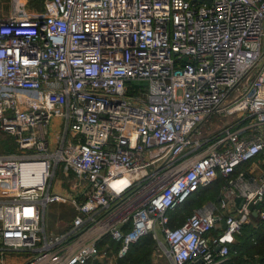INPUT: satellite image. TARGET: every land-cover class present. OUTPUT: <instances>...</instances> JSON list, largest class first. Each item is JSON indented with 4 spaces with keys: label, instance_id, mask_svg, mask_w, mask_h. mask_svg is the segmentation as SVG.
Returning a JSON list of instances; mask_svg holds the SVG:
<instances>
[{
    "label": "built area",
    "instance_id": "2783aa9c",
    "mask_svg": "<svg viewBox=\"0 0 264 264\" xmlns=\"http://www.w3.org/2000/svg\"><path fill=\"white\" fill-rule=\"evenodd\" d=\"M217 115L233 121L212 130ZM0 133L16 145L0 154V264H88L107 235L118 258L152 235L162 264L227 263L264 220V0H45L0 16ZM219 177L217 202L170 227ZM57 202L75 215L49 231Z\"/></svg>",
    "mask_w": 264,
    "mask_h": 264
},
{
    "label": "trees",
    "instance_id": "16d2710c",
    "mask_svg": "<svg viewBox=\"0 0 264 264\" xmlns=\"http://www.w3.org/2000/svg\"><path fill=\"white\" fill-rule=\"evenodd\" d=\"M30 3L42 7L45 0H32ZM223 182V178L219 177L213 184L200 188L178 208L170 211L168 213L169 226H181L193 214L195 209L206 202H217ZM254 222L255 225L249 224L243 227L242 233L236 238V243L230 246V260L225 264H245L251 262L245 258L249 256L254 258V255L259 258L258 264H264V220L254 217ZM120 247L121 245L114 242L109 235L98 243V249L107 248L108 252L111 249L116 254L119 252ZM156 249V240L152 235H147L136 244L131 245L125 257L117 258V264H153ZM91 261H95V259L90 260L88 264Z\"/></svg>",
    "mask_w": 264,
    "mask_h": 264
},
{
    "label": "rangeland",
    "instance_id": "374dc122",
    "mask_svg": "<svg viewBox=\"0 0 264 264\" xmlns=\"http://www.w3.org/2000/svg\"><path fill=\"white\" fill-rule=\"evenodd\" d=\"M32 0H0V16L2 17H9L12 14H21L25 13L28 16L35 17L39 15L43 9V6L40 7L37 3V5H33L30 3ZM215 122L216 127H223L226 125H229L233 121L232 116H222L217 115L214 116L212 119ZM16 150V145L13 141V139L9 138L8 136L3 135L0 133V154L4 153H11ZM69 174V172H68ZM70 176V174H69ZM67 175L66 171L60 170L57 176V180L62 182V187L65 188V190L70 191L67 185L68 180L70 179ZM57 186L55 187V189ZM59 191H62L59 189ZM63 192V191H62ZM65 194V193H64ZM66 195V194H65ZM207 203V202H206ZM73 212L71 216L70 214V206L66 202H57L53 205H51L47 209V226L48 230H54V231H63L67 228L69 225V221L73 219L75 215V210L72 208ZM196 210V209H195ZM194 210V211H195ZM70 217V218H69ZM159 236L161 239H163V235L160 231ZM106 253L100 252L99 256L95 259V261H91L90 264H117V254L115 252H112L110 249L109 252L106 248H104ZM100 250V249H99ZM103 250V249H102ZM27 252H6L5 253V259L7 264H20L21 261L27 257ZM245 258V257H244ZM154 264H162L165 263L161 257H158L155 255ZM245 259H249L251 262L258 264V257L254 255V258L249 256ZM243 260V259H242ZM98 261V262H97Z\"/></svg>",
    "mask_w": 264,
    "mask_h": 264
},
{
    "label": "crops",
    "instance_id": "0c3cea01",
    "mask_svg": "<svg viewBox=\"0 0 264 264\" xmlns=\"http://www.w3.org/2000/svg\"><path fill=\"white\" fill-rule=\"evenodd\" d=\"M222 116H223V115H222ZM56 123H57V121H56ZM210 127L212 128V130H219V129H220L219 127H216V126H215V122H214L213 120H212V123H211V126H210ZM223 127H224V126H223ZM54 128H55V125H54ZM54 128H53V129H54ZM221 128H222V127H221ZM56 186H57V188H56V189L54 188V191H55V192H57V193H62V194L65 193L66 195H68L69 191L65 190V188L62 187V185H59V184H58V185H56ZM56 186H55V187H56ZM59 189H61L63 192H62V191H59ZM65 194H64V195H65ZM66 203H67V202H66ZM67 204H68V203H67ZM68 205H69V204H68ZM69 206H70V210H71L69 216H71V214H72V212H73V210H72L73 207H72L71 205H69ZM69 218H70V217H69ZM71 221H72V219H71L69 222H71ZM51 231H54V230H51ZM56 232H57V231H56ZM21 262H22V261H21Z\"/></svg>",
    "mask_w": 264,
    "mask_h": 264
},
{
    "label": "bare ground",
    "instance_id": "6f19581e",
    "mask_svg": "<svg viewBox=\"0 0 264 264\" xmlns=\"http://www.w3.org/2000/svg\"><path fill=\"white\" fill-rule=\"evenodd\" d=\"M142 174H144L143 171H137V172H134V173H132V174H129V175L127 176V179H126L125 184H127V183L130 182L131 180H134V179L138 178V177L141 176Z\"/></svg>",
    "mask_w": 264,
    "mask_h": 264
},
{
    "label": "water",
    "instance_id": "95a60500",
    "mask_svg": "<svg viewBox=\"0 0 264 264\" xmlns=\"http://www.w3.org/2000/svg\"><path fill=\"white\" fill-rule=\"evenodd\" d=\"M255 216H256V214H255ZM221 228H223V229L226 228V224H225L224 221L222 222ZM216 229H220V226H216ZM220 247H221V246H218V247L216 248V251H219Z\"/></svg>",
    "mask_w": 264,
    "mask_h": 264
}]
</instances>
